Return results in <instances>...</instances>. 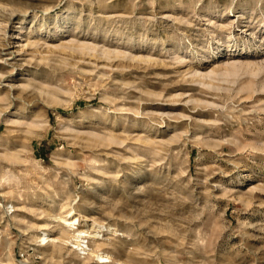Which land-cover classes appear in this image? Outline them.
Listing matches in <instances>:
<instances>
[{
  "label": "rangeland",
  "instance_id": "rangeland-1",
  "mask_svg": "<svg viewBox=\"0 0 264 264\" xmlns=\"http://www.w3.org/2000/svg\"><path fill=\"white\" fill-rule=\"evenodd\" d=\"M0 264H264V0H0Z\"/></svg>",
  "mask_w": 264,
  "mask_h": 264
},
{
  "label": "bare ground",
  "instance_id": "bare-ground-1",
  "mask_svg": "<svg viewBox=\"0 0 264 264\" xmlns=\"http://www.w3.org/2000/svg\"><path fill=\"white\" fill-rule=\"evenodd\" d=\"M57 217L62 218L64 221H66L65 225H67L69 227L75 226L77 221H78V218L73 216V215L68 216V217L57 215ZM86 233H87V231L84 229L79 230L78 233L76 235H74L75 239L73 241L74 244H76L75 246L78 247L79 250H82L83 252L88 250V244L86 243L87 241L84 240V238H83ZM96 235L99 236L98 231L94 232V236H91V237H96ZM48 236H49L48 234H44L42 236V238L46 239ZM96 256L99 258V260H101V262H105L106 258H108L110 255H108V253H103V252L97 251Z\"/></svg>",
  "mask_w": 264,
  "mask_h": 264
}]
</instances>
